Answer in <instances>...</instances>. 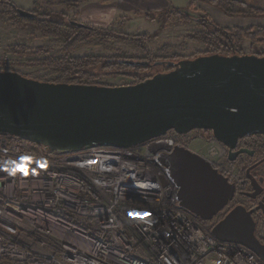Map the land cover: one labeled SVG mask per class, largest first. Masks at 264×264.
Listing matches in <instances>:
<instances>
[{
	"label": "built area",
	"instance_id": "obj_1",
	"mask_svg": "<svg viewBox=\"0 0 264 264\" xmlns=\"http://www.w3.org/2000/svg\"><path fill=\"white\" fill-rule=\"evenodd\" d=\"M177 145L183 140L164 135L47 158L0 132V264H264L179 205L174 179L158 160ZM222 147L209 146L218 157ZM16 164L26 174L12 172Z\"/></svg>",
	"mask_w": 264,
	"mask_h": 264
},
{
	"label": "water",
	"instance_id": "obj_2",
	"mask_svg": "<svg viewBox=\"0 0 264 264\" xmlns=\"http://www.w3.org/2000/svg\"><path fill=\"white\" fill-rule=\"evenodd\" d=\"M24 17L34 14L22 8ZM133 84H69L0 70V132L52 150L89 145L130 147L164 136L210 130L232 149L238 138L264 134V56L201 54ZM171 173L179 205L209 221L232 199L235 186L204 156L182 145L158 157ZM264 263V243L242 205L210 229Z\"/></svg>",
	"mask_w": 264,
	"mask_h": 264
},
{
	"label": "rangeland",
	"instance_id": "obj_3",
	"mask_svg": "<svg viewBox=\"0 0 264 264\" xmlns=\"http://www.w3.org/2000/svg\"><path fill=\"white\" fill-rule=\"evenodd\" d=\"M70 1L72 3L68 4L67 2ZM246 1L264 11V0ZM36 2L39 3L38 8L33 6L32 9H29L33 14L44 11L63 13L66 18L129 36L156 34L154 39L144 43V49L151 52V59L193 58L210 50L204 43L191 37L197 30L194 19L188 22L174 18L164 19L162 12L166 8H179L192 18L209 16L220 27L251 28L252 31L256 32L259 27L264 26V17L227 18L220 9L210 3V0H38ZM12 44L27 46L31 52L37 47L49 46L52 49L50 54L58 55L61 48L59 40L44 36L29 25L13 26L7 17L0 19V61L4 62L0 65V70L14 71L40 81L51 82L54 79L55 74L49 68L29 63L34 58L46 57V54L40 53L33 57L12 54L8 52V46ZM165 46L168 47V53L155 54L157 50ZM237 50L243 54H256L260 51L264 53V42L252 41L245 37L238 44ZM72 55H95L101 58L119 55L143 59L147 56V52L137 44L111 39L83 45L74 50ZM173 56H177V58H172ZM96 82L107 86L133 84L130 78L120 74H106L98 78ZM194 136L197 138L198 135L192 133L186 136L183 145L214 162V164L222 165L228 170L231 179L238 182V171L230 167L223 156L218 157L219 155L211 153L209 146H214L217 141L214 138H204L207 141L203 145L194 139Z\"/></svg>",
	"mask_w": 264,
	"mask_h": 264
},
{
	"label": "trees",
	"instance_id": "obj_4",
	"mask_svg": "<svg viewBox=\"0 0 264 264\" xmlns=\"http://www.w3.org/2000/svg\"><path fill=\"white\" fill-rule=\"evenodd\" d=\"M71 4L72 2H67ZM227 18L264 17V11L246 0H210ZM36 2L34 7L38 8ZM18 6L10 0H0V19L7 17L11 25L22 27L29 25L44 36H49L61 42L58 55L50 54L52 49L49 46H40L31 52L30 48L24 45L12 44L8 46V52L23 57H33L44 53V58H34L29 63L41 65L52 70L55 74L51 82H63L69 84H98L96 80L106 74H120L132 80V83L142 82L156 73L167 72L173 68L172 63L181 59L154 58L151 59V52L144 49V43L155 38L156 34H144L141 36H129L114 30L95 28L77 20L66 18L63 13L41 12L34 13V17H24L18 13ZM163 18H174L185 22L194 19L197 30L191 35L192 38L201 41L209 51L203 54L218 53L222 55L243 54L237 50L243 38L259 40L264 42V26L256 32L251 28L242 27H220L208 16L192 18L189 14L183 13L179 8H166L162 12ZM119 39L128 43L139 45L147 52L145 58L135 56H112L101 58L95 55L75 56L73 51L94 41H108ZM168 53V47H162L156 55ZM201 55V54H200ZM256 55L264 56L263 52ZM198 56V55H197ZM155 57V56H154ZM158 57V56H156ZM172 58H177L173 56ZM4 62L0 61V65ZM195 133L203 138H214L210 130H195ZM29 148L43 157H51L55 150L49 149L42 144L28 141ZM209 224L208 222H203ZM211 228V225L209 226Z\"/></svg>",
	"mask_w": 264,
	"mask_h": 264
},
{
	"label": "flooded vegetation",
	"instance_id": "obj_5",
	"mask_svg": "<svg viewBox=\"0 0 264 264\" xmlns=\"http://www.w3.org/2000/svg\"><path fill=\"white\" fill-rule=\"evenodd\" d=\"M169 130L166 135L185 140L187 134ZM222 144V143H221ZM224 160L238 172L236 182L228 175V170L222 165L213 164L219 173L223 174L235 186L231 201L221 209L213 219L206 221L214 225L234 206L242 205L250 212L255 222V234L264 243V134H249L237 139L235 146L230 149L222 144ZM202 222L204 220L200 219Z\"/></svg>",
	"mask_w": 264,
	"mask_h": 264
},
{
	"label": "crops",
	"instance_id": "obj_6",
	"mask_svg": "<svg viewBox=\"0 0 264 264\" xmlns=\"http://www.w3.org/2000/svg\"><path fill=\"white\" fill-rule=\"evenodd\" d=\"M10 1L22 9L29 10L32 9L35 2L38 0H10Z\"/></svg>",
	"mask_w": 264,
	"mask_h": 264
},
{
	"label": "snow or ice",
	"instance_id": "obj_7",
	"mask_svg": "<svg viewBox=\"0 0 264 264\" xmlns=\"http://www.w3.org/2000/svg\"><path fill=\"white\" fill-rule=\"evenodd\" d=\"M24 161H28L30 158L29 157H23L22 158ZM41 167H43V165H41ZM12 172H16V171H19V172H22V173H25L27 172V169H26V166L24 164H16V166L11 169ZM144 215H148L147 213H145Z\"/></svg>",
	"mask_w": 264,
	"mask_h": 264
}]
</instances>
